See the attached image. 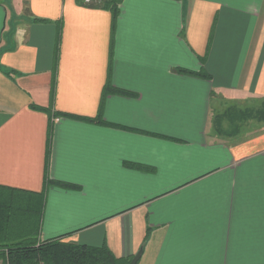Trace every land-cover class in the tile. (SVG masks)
I'll return each mask as SVG.
<instances>
[{
  "label": "crops",
  "instance_id": "obj_1",
  "mask_svg": "<svg viewBox=\"0 0 264 264\" xmlns=\"http://www.w3.org/2000/svg\"><path fill=\"white\" fill-rule=\"evenodd\" d=\"M105 1L0 0V246L264 264V0Z\"/></svg>",
  "mask_w": 264,
  "mask_h": 264
},
{
  "label": "trees",
  "instance_id": "obj_2",
  "mask_svg": "<svg viewBox=\"0 0 264 264\" xmlns=\"http://www.w3.org/2000/svg\"><path fill=\"white\" fill-rule=\"evenodd\" d=\"M121 0H107L104 6L118 17ZM63 188L72 185L59 184ZM110 252L105 247L94 248L63 241V238L37 244L27 241L0 246V260L8 264H110Z\"/></svg>",
  "mask_w": 264,
  "mask_h": 264
},
{
  "label": "water",
  "instance_id": "obj_3",
  "mask_svg": "<svg viewBox=\"0 0 264 264\" xmlns=\"http://www.w3.org/2000/svg\"><path fill=\"white\" fill-rule=\"evenodd\" d=\"M141 256H142V252H139V253H138V254L132 259V261H131L129 264H138V261L140 260ZM109 260H110V264H117L116 261H115V259H114L112 256L109 257Z\"/></svg>",
  "mask_w": 264,
  "mask_h": 264
},
{
  "label": "built area",
  "instance_id": "obj_4",
  "mask_svg": "<svg viewBox=\"0 0 264 264\" xmlns=\"http://www.w3.org/2000/svg\"><path fill=\"white\" fill-rule=\"evenodd\" d=\"M83 2L85 4H91L93 2V0H83ZM2 264H4V263H2ZM6 264H8V262Z\"/></svg>",
  "mask_w": 264,
  "mask_h": 264
},
{
  "label": "rangeland",
  "instance_id": "obj_5",
  "mask_svg": "<svg viewBox=\"0 0 264 264\" xmlns=\"http://www.w3.org/2000/svg\"><path fill=\"white\" fill-rule=\"evenodd\" d=\"M8 262V260H2L0 263H4V264H6Z\"/></svg>",
  "mask_w": 264,
  "mask_h": 264
}]
</instances>
